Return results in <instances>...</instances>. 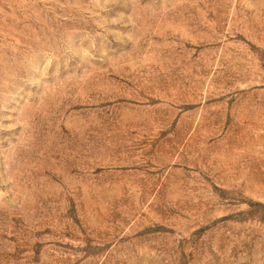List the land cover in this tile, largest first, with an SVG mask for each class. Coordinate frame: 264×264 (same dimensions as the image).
<instances>
[{
    "label": "rangeland",
    "instance_id": "rangeland-1",
    "mask_svg": "<svg viewBox=\"0 0 264 264\" xmlns=\"http://www.w3.org/2000/svg\"><path fill=\"white\" fill-rule=\"evenodd\" d=\"M0 264H264V0H0Z\"/></svg>",
    "mask_w": 264,
    "mask_h": 264
}]
</instances>
